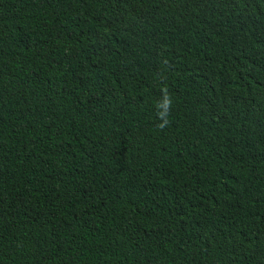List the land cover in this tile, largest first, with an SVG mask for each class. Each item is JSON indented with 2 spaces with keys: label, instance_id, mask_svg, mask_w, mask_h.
Here are the masks:
<instances>
[{
  "label": "trees",
  "instance_id": "16d2710c",
  "mask_svg": "<svg viewBox=\"0 0 264 264\" xmlns=\"http://www.w3.org/2000/svg\"><path fill=\"white\" fill-rule=\"evenodd\" d=\"M0 264H264V0H0Z\"/></svg>",
  "mask_w": 264,
  "mask_h": 264
},
{
  "label": "clouds",
  "instance_id": "9594fccd",
  "mask_svg": "<svg viewBox=\"0 0 264 264\" xmlns=\"http://www.w3.org/2000/svg\"><path fill=\"white\" fill-rule=\"evenodd\" d=\"M171 106H172V100L167 95L164 96L162 103L157 104V108L163 109V111L157 113L158 117L161 120V123L157 124V128L163 130L165 127L168 126L169 120L167 119V115Z\"/></svg>",
  "mask_w": 264,
  "mask_h": 264
}]
</instances>
